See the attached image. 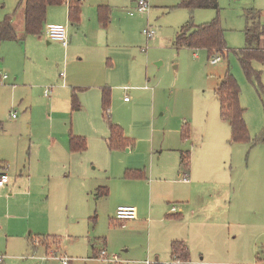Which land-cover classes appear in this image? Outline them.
Returning a JSON list of instances; mask_svg holds the SVG:
<instances>
[{
  "label": "rangeland",
  "instance_id": "374dc122",
  "mask_svg": "<svg viewBox=\"0 0 264 264\" xmlns=\"http://www.w3.org/2000/svg\"><path fill=\"white\" fill-rule=\"evenodd\" d=\"M138 1L83 0L80 22L62 21L68 29L67 48L61 42L49 40L46 31L48 24L64 18L65 12L68 15L66 4L49 6L40 35H28L23 43L15 40L0 43V70L10 77L0 83L3 125L0 149L9 151L19 142L29 147L30 118L25 113L32 110L33 125L41 132L50 114L58 130L66 135L91 134L90 138L77 134L86 137L87 150L75 154L72 172L54 182L51 193L45 190L34 200L41 212L50 208L57 214L53 231L41 240L49 249L41 246L36 234L32 235L28 248H24L25 237L21 235L24 232L11 221L6 227L14 238L0 239V251L5 250L2 248L6 240L10 243L9 254L13 257L8 264H61L62 256L69 257L70 264H157L164 263L166 258L165 263L169 264H199L196 252L190 251L188 261L176 260L168 246L162 247L163 223L143 219L133 225L129 220L123 226L115 220L117 204L139 192L142 183L147 190L148 178L149 181L156 177L181 178L184 171L178 170L180 149L189 151L190 166L197 174L203 171L207 158H211L213 169L221 176L215 188L218 195L227 196L224 190L231 191L233 201L240 194L244 196L245 191L251 195L252 200L247 201L251 208L245 214L247 219L236 216L228 225L221 226L220 244L224 252L229 244V252L233 248L235 252H248L264 260V141L261 137L264 63L259 60L251 63L260 82L256 74L248 77L241 63V50L246 47L245 29L252 22L245 15L253 8L264 24V0H218L217 8L194 11L182 6V0H147L148 13L138 10ZM101 4L109 8L106 27L99 18ZM5 18L12 20L19 35L24 33L21 0H0V21ZM214 20L225 30L224 54L209 56L206 48L177 45V36L188 22L198 26ZM145 28L154 29L155 37L148 39L143 33ZM215 56L220 60L213 64L211 60ZM13 70L20 75L21 86L11 92V87L5 89L3 85L14 81ZM60 71L79 82L77 98L82 106L79 110L71 109L72 87L61 86ZM228 72L241 89L240 102L251 137L248 142H231L230 125L221 116L215 89ZM50 86H53L50 98L63 94L70 97L65 105L67 113L57 114L46 108L49 98L44 95V89ZM104 87L111 94L108 112H104L102 104ZM110 123L122 127L131 141L129 146L109 147ZM184 127L189 128L188 137L182 133ZM104 134L105 144L99 138ZM168 148L178 150L173 152ZM170 166L174 169L172 173ZM129 170L142 171L146 177L127 178ZM155 185L159 190L162 184ZM99 186H106L109 194L97 196ZM222 202L225 204V200ZM226 202L229 204V199ZM28 222L24 221L26 227ZM228 231L235 233L233 237L237 235L230 243L225 236ZM52 236L58 237L59 245L48 239ZM102 250L106 251V257L116 255L117 261H104L100 257ZM223 258L230 259V254H224Z\"/></svg>",
  "mask_w": 264,
  "mask_h": 264
},
{
  "label": "crops",
  "instance_id": "0c3cea01",
  "mask_svg": "<svg viewBox=\"0 0 264 264\" xmlns=\"http://www.w3.org/2000/svg\"><path fill=\"white\" fill-rule=\"evenodd\" d=\"M63 20H67V22L70 23L68 15L66 16V12L64 18L57 19V21L48 24L46 29L49 25H63ZM64 47L67 48L68 46ZM62 72L63 71H60L59 74L61 86L72 87L71 104H69L73 111L76 110L73 107V97L74 94L78 96L77 93L80 88L77 85L79 82L73 80L69 74H65V76L62 77ZM13 74V80H16L17 83L12 81V84L3 85L5 89L11 87V92L16 91L21 86V82H19V73L14 71ZM9 79L10 77L3 82ZM50 88L52 91L53 86H50ZM46 89L47 88L44 89V95L49 98L45 103L46 108L48 110L52 109L53 112L57 114L67 113L65 105H67V101L69 102L70 97H66V95L63 94L62 96L56 95L50 98L52 92L46 95ZM126 98L127 96L124 98L125 101H128L129 98L127 100ZM80 108H82L81 104ZM32 111L25 113L29 115L27 119L30 118L29 122L27 121L29 123V125L27 123V129L29 130V147L26 148L23 143L21 144V142H19L12 146L9 151L4 148L0 149V163H7L10 165V181L6 186L0 188V239L8 238L9 236L14 238L6 227V224L13 221L18 225L17 229H19L20 232H24L21 234L23 235L22 237H25V242L22 243L24 244V248H28V243L30 241L32 242V235L36 234L37 238L40 239L43 238V235H46V233L52 232L53 224L57 221V214L51 211L50 208L45 212H41L36 208L35 198L45 192V190L51 193L54 182L72 172V162L74 163L75 154H82L88 148L87 145L86 150L73 151L70 147V140L71 136L74 134L66 135L63 130H58L56 126L57 123L50 114L46 116L47 123L44 125V132L39 131V129H36L33 125ZM13 114L15 113H12V116ZM58 119H60V117ZM2 128L3 125L0 121V129ZM74 130H76V128H74ZM76 133L79 134L82 132ZM77 134L76 136L86 138L84 135ZM82 134H86L89 138L91 135L89 132H83ZM99 138L100 142L102 140L103 144L106 143L105 134L102 137L99 136ZM168 149L173 152L178 150L177 148ZM180 150L178 170H180L181 154L189 153V151ZM164 169L167 170V167L164 166ZM169 170L172 173L174 169L170 166ZM188 174L190 179L188 182L182 181L175 176L165 180L156 177L154 179L150 178L149 181L148 178L147 190L142 183L139 192L135 193L132 197L126 196L122 198L117 204V207L120 205H133L137 207L138 217L134 220H130L133 222V225H138L139 221H143V219L147 222L163 223L165 227L160 237L162 247L166 245L169 251H171V243L173 241L183 240L192 253H198L199 258L197 257L196 262L199 264H257L258 257L255 255L251 256L248 252H235L233 248H230L229 252V244L226 245L225 250L227 249V251L224 252V248L220 244L223 238L221 239L219 233V228L228 225L231 220L236 219V216L240 220L247 219L245 214L251 209L247 205V201L252 200L251 195L245 191L243 192L244 196H242L243 194L236 196L234 198L235 201L232 200L231 191L227 192L224 190V194L227 193L229 198H227V196H220L223 193L218 195L216 192L218 189L215 190V188L216 185H218V180L221 182V176L219 177L213 169L210 157L205 161V166L201 173L197 174L189 164ZM137 182L141 181L139 180ZM143 182H145V180ZM157 182H161L162 184L159 190L155 188ZM204 183H209L211 186L208 188ZM222 183L225 184V182ZM105 189H107L108 193L101 194ZM96 193L97 196H107L109 194V189L106 186H99L96 189ZM226 199H229V204L226 202ZM222 200H225V204H223ZM172 205H176L178 210L169 212L170 210L168 209ZM26 219L29 220L27 227L26 223H24ZM32 219H37V222H31ZM117 222L121 224V222ZM125 224L126 222L122 225L125 226ZM3 233H5L4 236ZM233 234L235 233H229L228 231L225 235L228 243L234 241V238L237 237V235L233 237ZM35 242L37 244V241ZM11 244L14 245L15 242ZM9 246L10 243L6 240V246L2 248L5 250L0 251L1 255L6 256L5 260H3L4 264H8L9 259L13 257L9 254ZM41 246L47 248L45 245L41 244ZM50 248H53V246H50ZM224 254L226 256L230 254V259H224ZM193 255L195 256V254ZM15 257L18 258V256ZM163 261L164 263L168 262V258Z\"/></svg>",
  "mask_w": 264,
  "mask_h": 264
},
{
  "label": "trees",
  "instance_id": "16d2710c",
  "mask_svg": "<svg viewBox=\"0 0 264 264\" xmlns=\"http://www.w3.org/2000/svg\"><path fill=\"white\" fill-rule=\"evenodd\" d=\"M24 3V33L19 35L10 18L0 21V43L8 40L24 42L28 35H40L46 24L47 12L49 6L66 4L68 8V19L71 24H78L81 20L83 0H21ZM181 5L194 11L196 8H217L218 0H182ZM101 23L108 26L109 8L107 5H100L98 9ZM252 22L245 29L246 47L241 50V63L248 77H255L259 81V74L254 73L252 61L259 60L264 63V24L261 23L260 14L253 8L248 10L245 15ZM177 45L188 46L191 48H206L209 56L215 54H224L227 51L225 30L218 21H212L206 24L194 26L190 21L183 26L177 36ZM263 45V46H262ZM260 82V81H259ZM215 95L220 102V112L231 128V142H248L251 140L247 124L245 121V109L241 106V89L237 80L229 72L225 75L221 83L215 89ZM110 89H103L102 104L104 112H108L110 106ZM74 109L80 108L77 96L73 97ZM183 135L189 136V128L184 127ZM264 141V134L261 136ZM131 143L125 136L124 130L118 124L110 123V136L108 145L111 149H124ZM70 147L73 151H83L87 148V141L84 137L76 135L71 136ZM190 164V153L181 154L180 168L188 172ZM127 178L140 179L145 178V174L139 170H129L126 173ZM107 189L101 194H107ZM45 238V237H43ZM39 239V243L41 240ZM52 243L59 245L57 236L48 237ZM171 254L176 260L188 261L190 259V249L183 240H175L171 243ZM4 264V262H0ZM169 264V263H157ZM264 264V260L258 256V263Z\"/></svg>",
  "mask_w": 264,
  "mask_h": 264
},
{
  "label": "built area",
  "instance_id": "2783aa9c",
  "mask_svg": "<svg viewBox=\"0 0 264 264\" xmlns=\"http://www.w3.org/2000/svg\"><path fill=\"white\" fill-rule=\"evenodd\" d=\"M137 7L138 10L144 13H148L149 12V2L147 0H140L137 3ZM133 14V12L131 13ZM143 33L146 35V37L148 39L154 38L156 35V31L154 29L151 28H145L143 30ZM47 34H48V38L51 41H58L61 42L64 46H68L69 45V37H68V29L67 26L65 25H49L47 28ZM220 60L219 56H215L213 57V59L211 60V62L213 64L217 63ZM61 76L64 77L65 76V72L61 73ZM9 76L8 74H3L2 72H0V82H3L5 79H7ZM51 88L48 87L45 90V94L49 95L51 93ZM128 99V97L126 98V100ZM13 117H16V114H13ZM9 167L10 165L7 163H0V188L6 186L9 181H10V174H9ZM182 181L188 182L189 179V174L188 172H184L180 178ZM170 212H175L178 210L176 205H172L169 207ZM138 217V210L137 207L133 206V205H120L117 207L116 210V220L121 222V223H125L129 220H134ZM107 253L105 250H102L101 252V258L104 261H109V262H115L117 261L118 257L116 255L112 256V257H106ZM4 260V256L0 255V262H2ZM61 264H70V259L67 256H62L60 258ZM150 264V263H147Z\"/></svg>",
  "mask_w": 264,
  "mask_h": 264
}]
</instances>
